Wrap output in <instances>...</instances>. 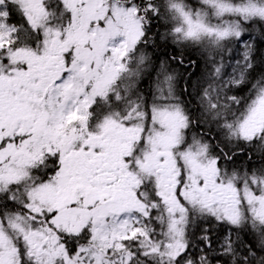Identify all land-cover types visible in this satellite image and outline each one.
<instances>
[{
    "label": "snow or ice",
    "instance_id": "obj_1",
    "mask_svg": "<svg viewBox=\"0 0 264 264\" xmlns=\"http://www.w3.org/2000/svg\"><path fill=\"white\" fill-rule=\"evenodd\" d=\"M261 46L264 0H0V264H264Z\"/></svg>",
    "mask_w": 264,
    "mask_h": 264
},
{
    "label": "trees",
    "instance_id": "obj_2",
    "mask_svg": "<svg viewBox=\"0 0 264 264\" xmlns=\"http://www.w3.org/2000/svg\"><path fill=\"white\" fill-rule=\"evenodd\" d=\"M193 55H194V57H198L199 53L198 52L193 53ZM256 64H257V70L254 73V75L258 76L260 72H264V46H261V52L257 56ZM200 71H203V65H201ZM240 94L244 95V96L248 95V87L247 86H241Z\"/></svg>",
    "mask_w": 264,
    "mask_h": 264
},
{
    "label": "flooded vegetation",
    "instance_id": "obj_3",
    "mask_svg": "<svg viewBox=\"0 0 264 264\" xmlns=\"http://www.w3.org/2000/svg\"><path fill=\"white\" fill-rule=\"evenodd\" d=\"M249 163L247 159L246 154H241L240 156L237 157V164L238 165H247Z\"/></svg>",
    "mask_w": 264,
    "mask_h": 264
}]
</instances>
